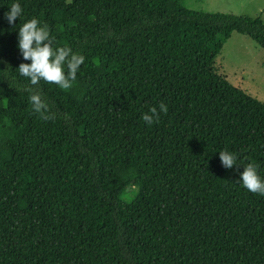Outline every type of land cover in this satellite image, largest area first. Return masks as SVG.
<instances>
[{"label":"trees","instance_id":"obj_1","mask_svg":"<svg viewBox=\"0 0 264 264\" xmlns=\"http://www.w3.org/2000/svg\"><path fill=\"white\" fill-rule=\"evenodd\" d=\"M183 1L0 0V264H264V196L240 181L264 179V104L214 70L235 33L264 49V23ZM31 18L85 57L70 90L19 74Z\"/></svg>","mask_w":264,"mask_h":264},{"label":"clouds","instance_id":"obj_2","mask_svg":"<svg viewBox=\"0 0 264 264\" xmlns=\"http://www.w3.org/2000/svg\"><path fill=\"white\" fill-rule=\"evenodd\" d=\"M22 13L21 5L13 3L4 17L10 25H15ZM18 48L23 59L30 63H21L17 70L21 76L30 81L32 86L44 81L68 91L73 88L80 66L85 62V57L74 53L71 47L57 46L49 26L46 23L41 25L37 18H31L19 27ZM30 91L33 112L44 121L55 119V114L50 111L49 104L43 99L42 94L39 91L31 89ZM167 111V105L161 102L158 108L154 106L143 113L142 119L146 124L152 125L158 123L160 114H166ZM219 158L225 169H232L234 166L238 169L241 166L236 153L222 150L219 152ZM243 168L244 170L240 173L243 187L253 194L264 196V179L258 175L259 165L250 162Z\"/></svg>","mask_w":264,"mask_h":264},{"label":"rangeland","instance_id":"obj_3","mask_svg":"<svg viewBox=\"0 0 264 264\" xmlns=\"http://www.w3.org/2000/svg\"><path fill=\"white\" fill-rule=\"evenodd\" d=\"M183 6L194 12L260 18L264 23V0H184ZM214 70L264 104V49L249 37L233 34L216 57Z\"/></svg>","mask_w":264,"mask_h":264}]
</instances>
